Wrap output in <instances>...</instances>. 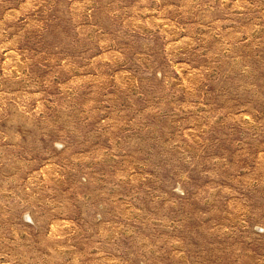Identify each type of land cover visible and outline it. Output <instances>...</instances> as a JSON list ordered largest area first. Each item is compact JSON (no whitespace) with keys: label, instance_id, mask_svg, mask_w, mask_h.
<instances>
[{"label":"rangeland","instance_id":"1","mask_svg":"<svg viewBox=\"0 0 264 264\" xmlns=\"http://www.w3.org/2000/svg\"><path fill=\"white\" fill-rule=\"evenodd\" d=\"M0 264H264V0H0Z\"/></svg>","mask_w":264,"mask_h":264}]
</instances>
